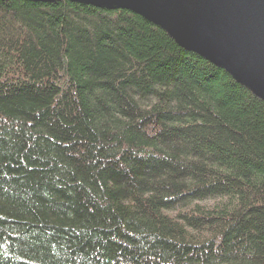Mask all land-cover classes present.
I'll return each mask as SVG.
<instances>
[{"label":"trees","instance_id":"trees-1","mask_svg":"<svg viewBox=\"0 0 264 264\" xmlns=\"http://www.w3.org/2000/svg\"><path fill=\"white\" fill-rule=\"evenodd\" d=\"M0 264H264V102L131 12L0 1Z\"/></svg>","mask_w":264,"mask_h":264},{"label":"water","instance_id":"water-1","mask_svg":"<svg viewBox=\"0 0 264 264\" xmlns=\"http://www.w3.org/2000/svg\"><path fill=\"white\" fill-rule=\"evenodd\" d=\"M128 11L264 102V0H0Z\"/></svg>","mask_w":264,"mask_h":264}]
</instances>
